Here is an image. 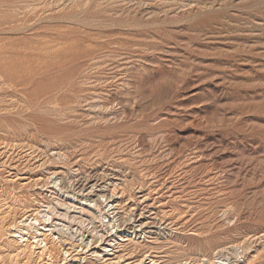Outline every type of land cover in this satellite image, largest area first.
<instances>
[{"label": "rangeland", "instance_id": "374dc122", "mask_svg": "<svg viewBox=\"0 0 264 264\" xmlns=\"http://www.w3.org/2000/svg\"><path fill=\"white\" fill-rule=\"evenodd\" d=\"M226 249L264 264V0H0V264Z\"/></svg>", "mask_w": 264, "mask_h": 264}, {"label": "bare ground", "instance_id": "6f19581e", "mask_svg": "<svg viewBox=\"0 0 264 264\" xmlns=\"http://www.w3.org/2000/svg\"><path fill=\"white\" fill-rule=\"evenodd\" d=\"M116 178V177H115ZM94 186V185H93ZM100 187V186H99ZM91 188H93V187H91ZM100 189V188H99ZM96 190V189H95ZM101 190V189H100ZM100 190H96V191H100ZM102 192V191H101ZM79 195V194H78ZM82 196V195H81ZM89 196V194L86 196H82V198H80V199H82L84 202H88V200L90 199V196ZM110 196V195H109ZM113 196V195H112ZM139 197V196H138ZM98 198V197H97ZM109 200H111V199H109ZM95 201V200H94ZM81 205H83L82 203H81ZM141 210V209H140ZM139 210V211H140ZM116 212V211H115ZM114 216V215H113ZM146 217L147 216H143V215H141V214H139V216H138V222L140 223V228L142 229V230H148V229H152V225H150V223L147 221V219H146ZM120 219V218H119ZM149 219V218H148ZM154 219V218H153ZM121 224H124V223H121ZM120 225V224H119ZM118 226V225H117ZM122 227V226H121ZM154 227V226H153ZM140 228H138L139 230H140ZM137 229V230H138ZM126 230V229H125ZM138 230V231H139ZM127 231V230H126ZM149 231L150 230H148L147 232L149 233ZM125 232V231H124ZM145 233H146V231H145ZM134 234V233H133ZM35 242H37V241H35ZM41 243V242H40ZM248 245V244H247ZM246 246V245H245ZM120 247V246H119ZM249 248V247H248ZM251 248V247H250ZM223 250V249H222ZM243 250V249H242ZM121 251H124V250H121ZM224 251V250H223ZM232 251V250H231ZM221 252V251H220ZM220 252H219V256H220ZM247 252H249V251H247ZM222 253V252H221ZM246 253V252H245ZM115 254V253H114ZM117 254V253H116ZM118 254H119V252H118ZM224 254H226L225 256L223 255V253H222V255H223V258H222V256H220V257H213V259L212 260H206L205 261V263L203 262V261H201V262H198V261H196V262H185V263H182V264H225V262H227V264H231V263H233V264H237V262H238V260H237V253H236V251H235V254H234V252L232 251V252H230V250L228 251V249H226L225 250V253ZM107 255V254H106ZM126 255V254H125ZM124 255V256H125ZM130 255H131V253H130ZM130 255H128V256H130ZM247 255V254H246ZM112 256H113V254H112ZM128 256L127 257H123V256H121V257H117L118 258V260L116 261V262H113L112 261V258H110V257H101L100 258V263L101 264H113V263H117V264H132V262H128V260L130 259V258H128ZM114 258V257H113ZM116 258V257H115ZM217 258V259H216ZM215 259L216 260H221V261H215ZM114 260V259H113ZM203 260V259H202ZM244 260V259H243ZM247 260V259H246ZM153 260H151L149 263H147V264H154L155 263V261L154 262H152ZM113 262V263H112ZM139 262H143L144 263V259H142V260H139ZM152 262V263H151ZM142 264V263H141ZM169 264H177V263H169Z\"/></svg>", "mask_w": 264, "mask_h": 264}]
</instances>
